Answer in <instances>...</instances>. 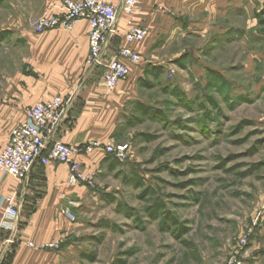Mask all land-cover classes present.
I'll return each mask as SVG.
<instances>
[{"label":"rangeland","instance_id":"374dc122","mask_svg":"<svg viewBox=\"0 0 264 264\" xmlns=\"http://www.w3.org/2000/svg\"><path fill=\"white\" fill-rule=\"evenodd\" d=\"M60 2L0 0V87L32 74L25 55L34 20ZM169 10L160 2L148 10L157 50L149 67L162 74L145 76L151 88L132 86L149 113L132 103L119 115L115 143L129 145L125 161L89 154L93 185L70 204L75 221L66 222L72 232L59 264H264V13L261 36L184 57ZM143 15L127 17L147 27ZM154 203L163 207L157 216ZM164 217L179 230L163 227Z\"/></svg>","mask_w":264,"mask_h":264},{"label":"crops","instance_id":"0c3cea01","mask_svg":"<svg viewBox=\"0 0 264 264\" xmlns=\"http://www.w3.org/2000/svg\"><path fill=\"white\" fill-rule=\"evenodd\" d=\"M109 1L117 7L120 5V0ZM137 1L141 6L140 13L144 12L138 17V22L148 25L144 26L148 33L150 27L154 29L156 17L151 16L148 10L158 2L163 9H176L179 53L184 57L204 53L203 50L223 51L222 45L231 46L238 38L243 41L251 34L261 36L257 30L261 29L258 19L264 13V0ZM61 6L62 0L53 8L56 13L45 14H60ZM130 22L131 17L120 16L119 34L109 45L108 58L116 53L119 46L125 45L123 35ZM27 41L25 60L32 74L19 72L0 87V152L8 142L12 128L24 120L28 107L57 96L72 100L67 118L55 136L57 141L72 146L92 142L115 143L119 115L126 113L128 105L139 102L132 86L143 77L144 67L123 61L129 69V76L112 93H107L97 75L85 76L87 22L80 21L69 31L54 29L33 34ZM155 41V37L150 35L143 43L131 44L130 47L148 64L157 58ZM148 50L151 51L149 56L146 54ZM93 154L102 155L97 151ZM90 156L79 157L84 170L88 167L86 162L93 160ZM67 177V166L56 163L35 166L29 179L23 183L0 173V199L14 196L21 203L17 227L9 231L0 230L4 238L14 235V244L0 254L1 264H59L58 259L63 255L60 246L67 245L64 242L72 232L63 212L66 208L74 212L71 205L76 202L75 193L84 187L68 185ZM4 221V210L0 207V227ZM30 243L34 248L29 247ZM44 243H58L59 250L41 251L36 248Z\"/></svg>","mask_w":264,"mask_h":264},{"label":"built area","instance_id":"2783aa9c","mask_svg":"<svg viewBox=\"0 0 264 264\" xmlns=\"http://www.w3.org/2000/svg\"><path fill=\"white\" fill-rule=\"evenodd\" d=\"M140 11L141 6L137 0H120L119 7L109 0H62L61 13L40 15L34 20L33 31L36 34L54 29L69 31L80 21L87 22L88 54L85 59L87 75L89 77L97 75L104 90L112 93L117 85L129 76V69L123 61L137 66L142 63V56L130 46L143 43L148 36V29L132 23L123 35L125 45L119 46L112 57L107 56L110 43L119 34L120 16H131ZM71 104L70 98L57 96L28 107L24 120L12 128L8 142L0 152V173L23 183L29 179L35 166L56 163L67 166L68 185L91 188L92 177L84 170L79 157L97 151L120 162L128 158L131 149L126 143L92 142L72 146L57 141L55 136L67 118ZM20 204L14 196H3L0 199V207L5 214V221L0 230L9 231L17 227ZM63 214L69 222L75 221V216L69 208H66ZM13 244V234L4 238L0 232V254ZM29 247L34 248L31 243ZM36 248L41 251L59 250V245L44 243Z\"/></svg>","mask_w":264,"mask_h":264},{"label":"trees","instance_id":"16d2710c","mask_svg":"<svg viewBox=\"0 0 264 264\" xmlns=\"http://www.w3.org/2000/svg\"><path fill=\"white\" fill-rule=\"evenodd\" d=\"M150 65H153L152 63H148L147 64V67H145L144 66V68H143V77H141V78H139V80H138V82L140 81V86H142V87H146V88H151V83H149L148 81H146V79H145V76L146 75H148V74H150V72H151V74H152V72H154V76H156V74H157V77L159 76V75H161L162 74V71H163V69H161V66H159V67H153V68H150L149 66ZM153 66H155V65H153ZM211 71V70H210ZM209 71V73H214V72H210ZM134 110L135 111H139V113L140 114H142V115H148V113H149V108H147L145 105H143L142 103H139V102H137L136 104H134ZM104 156H106V158L108 157V158H111L112 159V161L113 162H118V163H121L120 161H118L117 159H115V158H112V157H110V156H107V155H104ZM107 161V159H105L104 160V162H106ZM111 168V167H110ZM163 207H162V205H159L158 203H154L151 207H150V209H149V212L153 215V216H157V213L162 209ZM167 215V214H166ZM165 215V216H166ZM164 224H166L165 226L167 227H169L170 225L171 226H173V227H175V226H177V222H176V219L175 218H169V217H164V220L163 221H161V225H163V227H164ZM166 228H163V230H165ZM179 229H176V227H175V231L177 232ZM181 236V235H180ZM179 236V237H180Z\"/></svg>","mask_w":264,"mask_h":264}]
</instances>
